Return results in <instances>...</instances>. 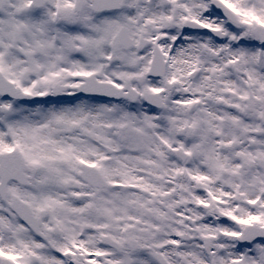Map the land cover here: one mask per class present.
Segmentation results:
<instances>
[{
    "label": "snow or ice",
    "instance_id": "snow-or-ice-1",
    "mask_svg": "<svg viewBox=\"0 0 264 264\" xmlns=\"http://www.w3.org/2000/svg\"><path fill=\"white\" fill-rule=\"evenodd\" d=\"M0 264H264V0H0Z\"/></svg>",
    "mask_w": 264,
    "mask_h": 264
}]
</instances>
